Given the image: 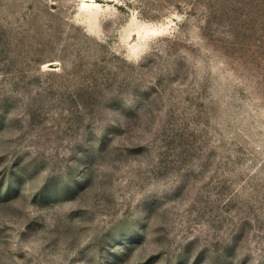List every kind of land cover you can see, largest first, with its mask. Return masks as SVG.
Listing matches in <instances>:
<instances>
[{"label":"rangeland","instance_id":"rangeland-1","mask_svg":"<svg viewBox=\"0 0 264 264\" xmlns=\"http://www.w3.org/2000/svg\"><path fill=\"white\" fill-rule=\"evenodd\" d=\"M0 264H264V0H0Z\"/></svg>","mask_w":264,"mask_h":264}]
</instances>
